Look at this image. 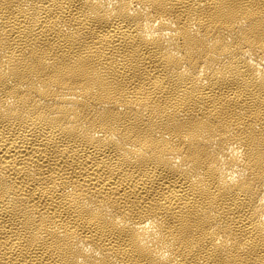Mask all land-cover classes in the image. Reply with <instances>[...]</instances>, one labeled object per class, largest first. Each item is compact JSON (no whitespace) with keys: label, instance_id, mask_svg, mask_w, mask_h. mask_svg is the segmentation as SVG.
I'll return each mask as SVG.
<instances>
[{"label":"bare ground","instance_id":"obj_1","mask_svg":"<svg viewBox=\"0 0 264 264\" xmlns=\"http://www.w3.org/2000/svg\"><path fill=\"white\" fill-rule=\"evenodd\" d=\"M0 264H264V0H0Z\"/></svg>","mask_w":264,"mask_h":264}]
</instances>
